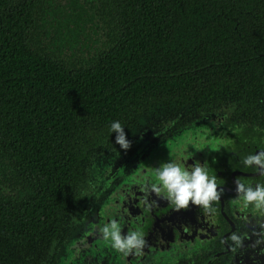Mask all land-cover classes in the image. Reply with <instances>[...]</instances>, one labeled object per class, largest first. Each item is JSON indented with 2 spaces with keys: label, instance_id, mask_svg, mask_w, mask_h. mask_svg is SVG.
Segmentation results:
<instances>
[{
  "label": "flooded vegetation",
  "instance_id": "1",
  "mask_svg": "<svg viewBox=\"0 0 264 264\" xmlns=\"http://www.w3.org/2000/svg\"><path fill=\"white\" fill-rule=\"evenodd\" d=\"M243 1L254 7L244 12L241 8L237 9L245 19L264 20V0ZM6 2L9 8L31 9L25 41L34 51L46 55L47 59L60 62L65 71L79 67H93L99 71L107 65L117 64V61L123 63L132 58L130 47L118 48L124 35L118 0ZM115 49V59L110 64L106 63L107 55ZM140 52V49L133 48V53ZM33 67L38 69L26 74L30 85L23 88L16 83L11 88L8 99L14 103L15 118L19 96H26L31 106L35 100H44L46 111L53 108L45 90L36 91L34 87L51 84L53 81L50 78L55 77L54 69L49 65ZM65 71L62 78H65ZM235 82L243 87L222 85L219 89L214 88L213 96L218 97L211 104L204 105L194 100L184 104L173 91L159 95L156 92L146 93L139 114L122 124L126 139L131 142L130 148L126 151L121 149L115 143L114 134L103 141L102 149L98 150L97 145H88L93 153L86 162L80 163L79 159L75 179L70 185L73 193L58 192L51 204L46 200L51 193L40 191L45 176L42 157L36 160L30 154V164L24 169L15 158V155H19L16 152V139L10 143V150L13 151L6 150L2 144L4 124L0 129V264H117L118 253L115 249L107 247L104 255L92 250L93 257L88 258L85 252L74 249V245L67 248L66 243L76 233L87 230L85 222L90 218L93 206L103 202L112 206L115 204L114 190L121 181L125 190L122 205H125L126 211H132V216L123 218L124 223L120 226L122 234L139 232L145 241L142 248L131 252V262L128 258L124 264H140L154 259L162 230L173 236L174 247L171 250L173 257L162 264H264V208L237 202L235 183L239 179L253 188L257 184L264 185L261 170L255 165L245 166L242 162L248 155L264 151V75L255 76L249 83L241 79ZM239 89L250 96L232 97V92ZM36 117V113L27 116L30 121L37 120ZM204 120L208 122L201 132L206 141H214L218 133L233 141L206 143L198 148L206 147L202 162L206 163L209 176L217 177L218 191L222 189V195L210 203L208 210L191 202L187 208L177 210L164 192L153 190V185L159 186L156 178L159 167L155 157L162 149L159 147L170 137L198 127ZM11 124H17L16 120L11 119ZM33 125L37 129L43 123L39 120ZM47 128L60 132L63 126L50 123ZM44 133L46 128L42 131ZM48 146L52 150L47 149L46 152L53 151L51 165L56 168L66 152L59 147L52 148L53 143ZM215 152L219 154L218 160L211 157ZM169 161L189 167L187 164L194 163V157L189 155L179 160L177 153H167L162 163ZM99 164L111 166L114 172L104 179L98 173ZM56 185H60L59 180ZM38 216L40 221L46 220L47 223L46 227L44 225L35 230L31 226ZM29 232L34 234L33 237L36 234L40 236L37 240L42 247L34 253L22 252L18 255V247L24 244L23 237ZM87 236L90 233L86 232L82 237ZM199 237L208 239L204 247L187 250ZM137 252L140 254L135 256Z\"/></svg>",
  "mask_w": 264,
  "mask_h": 264
},
{
  "label": "trees",
  "instance_id": "2",
  "mask_svg": "<svg viewBox=\"0 0 264 264\" xmlns=\"http://www.w3.org/2000/svg\"><path fill=\"white\" fill-rule=\"evenodd\" d=\"M117 5L124 32L118 48L130 47L132 58L99 71L93 67L65 71L60 62L47 59L25 41L31 9L9 8L6 0H0L1 130L5 124L2 144L13 151L10 143L16 139L19 155L15 158L24 169L30 164V154L36 160L42 157L45 176L40 191L51 193L46 198L49 204L58 192L73 193L70 185L79 159L80 163L86 162L93 153L88 145L102 149L103 141L116 135L110 132L111 123L119 121L124 125L136 117L146 93L173 91L184 104L191 100L211 104L218 97L213 96L214 88H240L243 85L235 80L249 83L255 76L264 75V20L245 19L237 9L244 12L254 7L243 0H118ZM133 48L142 52L133 53ZM116 54L117 49L110 52L106 63L110 64ZM32 64L54 69L51 84L34 87L36 91L45 90L53 108L46 111L44 100H35L31 106L26 96H19L15 118L14 103L8 97L16 83L23 88L30 85L26 74L38 69ZM231 95L250 96L240 89ZM33 113L38 115L35 121L43 123L37 129L35 121L27 118ZM11 119L17 124H11ZM50 123L63 126L62 131H50ZM45 128L46 133L42 134ZM51 143L52 148L66 152L56 168L51 165L53 151L46 152ZM46 223L38 216L31 227L41 229ZM33 235L29 232L23 237L18 255L34 253L42 247L37 240L40 236Z\"/></svg>",
  "mask_w": 264,
  "mask_h": 264
},
{
  "label": "clouds",
  "instance_id": "3",
  "mask_svg": "<svg viewBox=\"0 0 264 264\" xmlns=\"http://www.w3.org/2000/svg\"><path fill=\"white\" fill-rule=\"evenodd\" d=\"M110 132L116 133L115 143L123 150H128L131 142L126 139L124 127L119 121L111 123ZM245 166H257L264 174V151L254 155H248L243 159ZM156 178L159 186L153 185V190L164 192L166 198L176 206V209L187 208L189 203L202 205L209 209L212 201L220 199L222 189L218 191L216 176H209L205 164L195 162L189 167H185L177 161L162 163L156 169ZM238 201L245 206L253 204L256 208H264V185L257 184L255 188L241 183L239 179L235 181ZM103 239L111 241L112 247L119 252L127 254L133 249L139 250L145 241L139 232L122 234L121 227L117 221L112 220L100 228Z\"/></svg>",
  "mask_w": 264,
  "mask_h": 264
},
{
  "label": "water",
  "instance_id": "4",
  "mask_svg": "<svg viewBox=\"0 0 264 264\" xmlns=\"http://www.w3.org/2000/svg\"><path fill=\"white\" fill-rule=\"evenodd\" d=\"M208 120L201 121L198 127H193L190 130H185L182 132H179L172 137L169 141L166 143H163L160 147L162 148L160 150V153L157 154L155 159L157 158L158 162L157 165L160 167L163 160L166 158V154H178V159H186L187 156L192 155L194 157V163L199 162L200 164H205L202 161L205 160V153H206V147L205 149H198L199 147L206 145V143H215V144H223V143H233V141L228 140L225 138L221 133H218L214 137V141H206L204 134H202V127L204 124H206ZM193 145V147H191ZM212 159L218 160L219 154L214 153L213 156H211ZM187 164L189 167L194 164ZM94 167V166H93ZM98 173L100 176H102L104 179H106L110 173H113L114 170L111 166L106 164H99ZM121 173V172H120ZM120 176V175H119ZM123 182L121 181L119 184V187L114 190V198H115V204L107 205L104 202L101 204H97L93 206L90 210L91 216L88 218V221L85 222V225H87V230L81 231L76 233L75 235L70 238L66 246L68 248V245H74V249L81 250V253L86 254L88 258L93 257L91 255L92 250L100 251L101 254H105L104 251L107 247L112 248L111 241L104 240L102 233L100 232V228L104 226L107 223H110L112 220L117 221V223L121 226L123 225L124 221L123 218L132 216V211L128 212L125 210V205H122L123 199L125 198L124 194V186ZM135 214V213H134ZM172 231L176 232L172 229ZM86 232L90 233V236H87L86 238L82 237ZM123 233V231H122ZM175 237V234H174ZM160 242L156 246V249L158 251L156 257L154 259H148L146 261H142L140 264H162L164 262L170 261V259L173 257L174 252H171V250H174L173 247V236L168 233V231L162 230L160 232L159 236ZM206 237H199L194 240L193 246L187 248V250H198L207 242ZM95 241V242H94ZM93 243V245H92ZM77 244V246H75ZM85 244V245H83ZM116 250V249H115ZM137 249H133L132 251H136ZM117 251V250H116ZM132 251L128 252L127 254L123 252L117 251V264H124V260H128L131 262L132 259ZM140 252H137L134 254L135 256H138ZM140 257V256H139ZM137 257V258H139ZM134 263V262H133Z\"/></svg>",
  "mask_w": 264,
  "mask_h": 264
}]
</instances>
